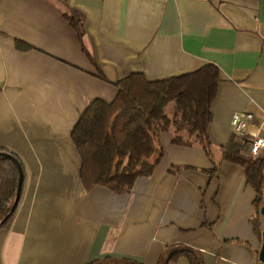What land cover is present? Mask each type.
Masks as SVG:
<instances>
[{
    "label": "crops",
    "instance_id": "1",
    "mask_svg": "<svg viewBox=\"0 0 264 264\" xmlns=\"http://www.w3.org/2000/svg\"><path fill=\"white\" fill-rule=\"evenodd\" d=\"M205 64L219 71L209 148L175 144L171 129L130 191L85 186L71 133L86 107L131 73ZM235 111L264 119V0H0V148L23 168L0 264H191L169 259L183 249L202 264H264V182L256 205L224 158Z\"/></svg>",
    "mask_w": 264,
    "mask_h": 264
},
{
    "label": "trees",
    "instance_id": "2",
    "mask_svg": "<svg viewBox=\"0 0 264 264\" xmlns=\"http://www.w3.org/2000/svg\"><path fill=\"white\" fill-rule=\"evenodd\" d=\"M218 80L219 71L213 64L161 80H147L141 73H131L116 83L117 93L112 101L94 99L71 133L81 158L84 185L103 186L119 194L130 191L139 177L152 173L162 154L159 137L171 129L173 143L196 142L208 149L210 106ZM170 101L175 107L172 118L166 114ZM246 151L247 144L232 140L224 158L243 166L247 181L256 192L255 203L260 205L264 154L252 156ZM22 170L18 156L0 148V227L9 224L16 210ZM181 254L191 264H202L186 249L173 253L169 259Z\"/></svg>",
    "mask_w": 264,
    "mask_h": 264
},
{
    "label": "built area",
    "instance_id": "3",
    "mask_svg": "<svg viewBox=\"0 0 264 264\" xmlns=\"http://www.w3.org/2000/svg\"><path fill=\"white\" fill-rule=\"evenodd\" d=\"M254 119V115L249 111H235L230 117L233 138L247 143L246 153L252 156L264 151V144H260L256 153H253V148L257 146L258 142L264 140V119L260 122H255ZM251 126L254 127V130H250Z\"/></svg>",
    "mask_w": 264,
    "mask_h": 264
},
{
    "label": "water",
    "instance_id": "4",
    "mask_svg": "<svg viewBox=\"0 0 264 264\" xmlns=\"http://www.w3.org/2000/svg\"><path fill=\"white\" fill-rule=\"evenodd\" d=\"M20 170H21V168H20ZM21 182H22V172L20 174V183ZM18 199H19V193H18V196L15 200V205H17ZM260 213L264 216V206H261ZM259 260L264 263V233L262 234V244H261V249L259 252Z\"/></svg>",
    "mask_w": 264,
    "mask_h": 264
},
{
    "label": "rangeland",
    "instance_id": "5",
    "mask_svg": "<svg viewBox=\"0 0 264 264\" xmlns=\"http://www.w3.org/2000/svg\"><path fill=\"white\" fill-rule=\"evenodd\" d=\"M174 111H175V107H174V102L173 101H170L167 106H166V114L169 116V117H173L174 116Z\"/></svg>",
    "mask_w": 264,
    "mask_h": 264
},
{
    "label": "clouds",
    "instance_id": "6",
    "mask_svg": "<svg viewBox=\"0 0 264 264\" xmlns=\"http://www.w3.org/2000/svg\"><path fill=\"white\" fill-rule=\"evenodd\" d=\"M260 144H264V140L259 141L258 144H257V146L253 148V153H254V154L256 153L257 148L259 147Z\"/></svg>",
    "mask_w": 264,
    "mask_h": 264
}]
</instances>
